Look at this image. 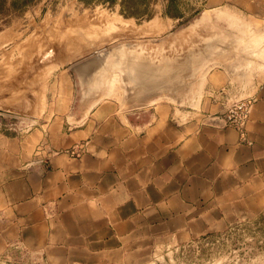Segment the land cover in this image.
Wrapping results in <instances>:
<instances>
[{"label":"crops","instance_id":"obj_1","mask_svg":"<svg viewBox=\"0 0 264 264\" xmlns=\"http://www.w3.org/2000/svg\"><path fill=\"white\" fill-rule=\"evenodd\" d=\"M235 4L243 10L235 14L264 25V0ZM252 33L264 37V27ZM258 53L252 61L240 51L237 62L213 68L187 104L158 99L122 110L104 98L88 111L45 108L25 131L0 128V254L35 264H145L263 212L264 48ZM235 62L254 69L251 81L235 80ZM67 86L56 100L71 99ZM241 98L252 101L243 135L217 116Z\"/></svg>","mask_w":264,"mask_h":264},{"label":"rangeland","instance_id":"obj_2","mask_svg":"<svg viewBox=\"0 0 264 264\" xmlns=\"http://www.w3.org/2000/svg\"><path fill=\"white\" fill-rule=\"evenodd\" d=\"M228 1L0 0V128L25 131L43 121L45 108L88 111L104 98L122 110L199 98L213 68L237 62L240 51L256 60L264 48L252 33L264 25L244 20L237 0ZM236 62L235 80L251 81L254 69ZM65 81L71 99L56 100ZM83 93L97 100L77 101ZM0 264L35 263L8 250ZM145 264H264V211Z\"/></svg>","mask_w":264,"mask_h":264},{"label":"built area","instance_id":"obj_3","mask_svg":"<svg viewBox=\"0 0 264 264\" xmlns=\"http://www.w3.org/2000/svg\"><path fill=\"white\" fill-rule=\"evenodd\" d=\"M251 103L252 101L250 98L238 99L217 116L220 118L223 125L232 126L243 135L244 125L248 119Z\"/></svg>","mask_w":264,"mask_h":264},{"label":"water","instance_id":"obj_4","mask_svg":"<svg viewBox=\"0 0 264 264\" xmlns=\"http://www.w3.org/2000/svg\"><path fill=\"white\" fill-rule=\"evenodd\" d=\"M96 68H98V66H97V67H94V68H92V67L89 68V66H88V67H87V66H84L81 70H82V71H87V70L89 69V70H91V72H92V71H95ZM84 69H85V70H84ZM83 94H91V93H83ZM83 94H82V95H83ZM95 99L97 100V98H92L91 100H95Z\"/></svg>","mask_w":264,"mask_h":264},{"label":"bare ground","instance_id":"obj_5","mask_svg":"<svg viewBox=\"0 0 264 264\" xmlns=\"http://www.w3.org/2000/svg\"><path fill=\"white\" fill-rule=\"evenodd\" d=\"M147 89H149V88H145V90H147Z\"/></svg>","mask_w":264,"mask_h":264}]
</instances>
